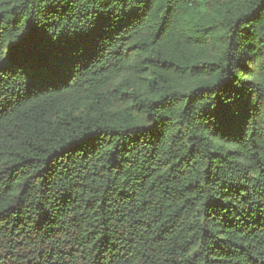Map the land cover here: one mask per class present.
Instances as JSON below:
<instances>
[{
  "label": "trees",
  "instance_id": "16d2710c",
  "mask_svg": "<svg viewBox=\"0 0 264 264\" xmlns=\"http://www.w3.org/2000/svg\"><path fill=\"white\" fill-rule=\"evenodd\" d=\"M0 264H264V0H0Z\"/></svg>",
  "mask_w": 264,
  "mask_h": 264
}]
</instances>
